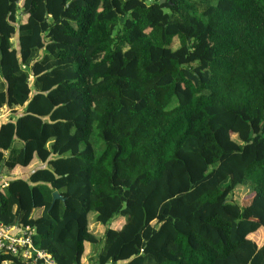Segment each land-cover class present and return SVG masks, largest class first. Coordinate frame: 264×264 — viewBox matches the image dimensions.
I'll list each match as a JSON object with an SVG mask.
<instances>
[{
	"label": "trees",
	"instance_id": "trees-1",
	"mask_svg": "<svg viewBox=\"0 0 264 264\" xmlns=\"http://www.w3.org/2000/svg\"><path fill=\"white\" fill-rule=\"evenodd\" d=\"M3 106L0 224L57 264H264V0H0Z\"/></svg>",
	"mask_w": 264,
	"mask_h": 264
},
{
	"label": "built area",
	"instance_id": "built-area-1",
	"mask_svg": "<svg viewBox=\"0 0 264 264\" xmlns=\"http://www.w3.org/2000/svg\"><path fill=\"white\" fill-rule=\"evenodd\" d=\"M4 181L1 180L0 185L5 186ZM34 232L30 226L0 224V250L19 256L23 264H57L47 251L35 246L32 240Z\"/></svg>",
	"mask_w": 264,
	"mask_h": 264
},
{
	"label": "rangeland",
	"instance_id": "rangeland-1",
	"mask_svg": "<svg viewBox=\"0 0 264 264\" xmlns=\"http://www.w3.org/2000/svg\"><path fill=\"white\" fill-rule=\"evenodd\" d=\"M19 5H21V4H19ZM20 19L23 20L24 17L21 15ZM240 134L243 137L245 136L243 133H240ZM241 135H240V138L242 140ZM232 137L234 140L240 141L237 131H233ZM34 166H35V160H33L27 167H22V168L24 170H26L27 168L31 169ZM4 173H6V171ZM8 173H11V172H8ZM232 198L242 205H247V204H249V202L252 198V193L248 187L241 186L232 192ZM37 214H38V211L35 210L33 212V215L36 216ZM94 215H95L94 212H90L88 214L87 219L89 222V227L91 228V231L94 232V234L100 235L102 233V227L99 226L98 223L94 221ZM121 220H122V218H119V217L117 219H115L114 224H116V225H113V226L118 227L119 225H117V224L122 223ZM250 237L253 238L254 240H256L258 243H260L261 239H262V233L258 232V233L252 234ZM88 246H90V245L89 244L85 245V251L84 252H86L88 250ZM82 260H84V261L86 260V255L83 254Z\"/></svg>",
	"mask_w": 264,
	"mask_h": 264
},
{
	"label": "crops",
	"instance_id": "crops-1",
	"mask_svg": "<svg viewBox=\"0 0 264 264\" xmlns=\"http://www.w3.org/2000/svg\"><path fill=\"white\" fill-rule=\"evenodd\" d=\"M17 111H20V108H17ZM9 115H10L9 108H7L6 106H3L0 109V124L2 122L6 121L9 118ZM39 164L40 163L35 160V166L32 167L31 169L27 168L26 170H24L22 167L21 168L20 167H16L13 170L9 171L11 173H8V172L4 173L3 172L2 176H1V180H5L6 181L8 179H11L12 177H24V178H26L29 175L30 171L33 170L34 168L38 167ZM113 225H116V224H113ZM117 225H120V224H117ZM14 230H15V228H14ZM91 252H92V250H91L90 246H88V250L86 252H84V255H86V260L85 261L82 260L81 261L82 264H87L89 262V258L91 256Z\"/></svg>",
	"mask_w": 264,
	"mask_h": 264
},
{
	"label": "water",
	"instance_id": "water-1",
	"mask_svg": "<svg viewBox=\"0 0 264 264\" xmlns=\"http://www.w3.org/2000/svg\"><path fill=\"white\" fill-rule=\"evenodd\" d=\"M165 0H159V3H163ZM2 167V166H1ZM64 200V197L59 194V192L57 190H53L52 192V203L55 201V200Z\"/></svg>",
	"mask_w": 264,
	"mask_h": 264
}]
</instances>
